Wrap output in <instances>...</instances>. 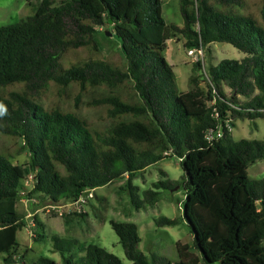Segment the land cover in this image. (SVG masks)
<instances>
[{
  "label": "trees",
  "instance_id": "trees-1",
  "mask_svg": "<svg viewBox=\"0 0 264 264\" xmlns=\"http://www.w3.org/2000/svg\"><path fill=\"white\" fill-rule=\"evenodd\" d=\"M244 9L245 0H179V26L164 20L161 0H41L31 14L0 26V133L18 137V152L28 154L17 166L0 153V264H122L97 244L54 234L61 262L46 256L26 261L27 249L21 252L16 239L25 216L16 202L24 192L54 203L77 200L124 178L120 188L139 209L156 202L160 187L177 182H154L140 196L133 179L172 155L185 174L183 217L197 254L177 242L174 261L146 256L136 224L110 220L130 264H264V176L247 175L249 164L264 158V139L234 140L230 130L236 118L264 117V0H258L257 16ZM105 25L119 40L122 65L93 57L99 52L95 33ZM178 35L187 49L226 42L246 55L210 64L206 90L197 85L202 63L193 61L190 88L180 91L164 56L166 41ZM81 48L89 51L86 59L62 63L64 54ZM71 84L76 104L82 92L104 88L87 102L105 107L103 130L40 102L48 86L63 94ZM240 96L250 97L241 102ZM209 129L221 130L220 137L207 141ZM30 175L27 190L22 181ZM176 223L155 219L158 226ZM72 248L83 252L77 261Z\"/></svg>",
  "mask_w": 264,
  "mask_h": 264
},
{
  "label": "rangeland",
  "instance_id": "rangeland-1",
  "mask_svg": "<svg viewBox=\"0 0 264 264\" xmlns=\"http://www.w3.org/2000/svg\"><path fill=\"white\" fill-rule=\"evenodd\" d=\"M41 0H0V26L12 24L20 18L31 14ZM56 4L62 0H54ZM258 0H245V12L257 16ZM162 16L167 23L182 26L183 19L179 12V0H161ZM111 32L110 25H105L102 31L95 33L99 52L93 57L108 59L122 65L124 58L119 50V40ZM184 38L178 35L166 41L164 56L172 66L176 77V84L180 91L190 88L189 77L193 72L194 56L187 54L183 45ZM202 67L199 71L197 85L206 90L208 79L206 68L210 64H217L224 58L240 59L246 54L226 42H213L208 47H203ZM86 48L67 52L61 58L62 63L68 66L71 63L86 59L89 56ZM104 88L91 87L82 92L77 99V86L69 85L63 94L58 93L51 85L42 93L40 102L46 108L59 106L61 109L70 110L84 117L90 125L97 130H103L108 123L104 117V106L92 107L87 102L104 94ZM228 95L229 89L223 87ZM250 96H240L241 102ZM230 127L234 140L242 138L264 139V117L255 119L236 118ZM21 140L18 137L0 133V153L10 156L13 164L21 166L28 160V154L18 152ZM247 175L251 180L264 176V158L257 159L247 167ZM185 174L176 155L162 158L156 163L146 167L133 179L139 188V195L146 189L153 188L152 184L169 178L177 183L171 189L159 188V195L154 204H144L136 209L130 202V197L125 189L120 187L125 179L120 178L86 190L77 200L62 197L58 202L49 199H39L37 196H28L24 192L16 202V210L25 216V225L17 229L16 239L21 252L25 249V260L33 261L40 256H46L55 262H61L58 251H53L51 235H57L64 240L76 238L85 244H97L116 255L122 264L131 262L125 257L118 236L110 225V220L118 222H133L137 226L140 237L138 248L146 256L155 253L159 256L174 261L177 258L176 243L189 244L193 254L192 232L183 217L184 180ZM24 187L30 190L33 186L32 176H27L22 181ZM160 216L175 218V225L155 224V219ZM41 235L43 237H41ZM73 259L77 261L83 252L71 250ZM1 263V260H0ZM20 264V263H17Z\"/></svg>",
  "mask_w": 264,
  "mask_h": 264
},
{
  "label": "built area",
  "instance_id": "built-area-1",
  "mask_svg": "<svg viewBox=\"0 0 264 264\" xmlns=\"http://www.w3.org/2000/svg\"><path fill=\"white\" fill-rule=\"evenodd\" d=\"M188 55L194 56L195 60L201 59L203 60V49L202 47L198 48H190L187 50ZM221 135V130L219 129H209L206 134H205V139L207 141H211L214 138L220 137Z\"/></svg>",
  "mask_w": 264,
  "mask_h": 264
},
{
  "label": "water",
  "instance_id": "water-1",
  "mask_svg": "<svg viewBox=\"0 0 264 264\" xmlns=\"http://www.w3.org/2000/svg\"><path fill=\"white\" fill-rule=\"evenodd\" d=\"M106 34L111 35L112 33L111 32H106Z\"/></svg>",
  "mask_w": 264,
  "mask_h": 264
}]
</instances>
